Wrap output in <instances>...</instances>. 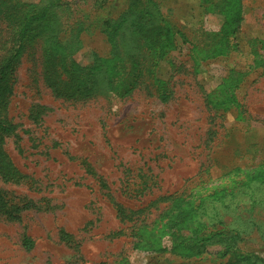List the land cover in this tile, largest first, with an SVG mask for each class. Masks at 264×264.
Segmentation results:
<instances>
[{"label":"rangeland","instance_id":"374dc122","mask_svg":"<svg viewBox=\"0 0 264 264\" xmlns=\"http://www.w3.org/2000/svg\"><path fill=\"white\" fill-rule=\"evenodd\" d=\"M67 1L69 25L79 16L96 27L104 18L93 0ZM157 1L180 31L155 72L166 81V101L152 79L121 100L56 98L38 74L39 45L22 56L7 108L16 129L5 148L27 178L0 186L36 206L18 221L0 218V264H225L217 237L187 259L133 248L131 234L157 235L185 210L183 200L161 198L183 190L184 198H203L200 221L209 215L216 228L243 232L242 249H264L257 233H264V0ZM121 3L113 0L111 11ZM97 27L81 32L82 45L70 55L81 67L108 52ZM34 104L41 106L36 118ZM117 203L143 209L123 221ZM197 218L183 232H206ZM24 235L33 242L28 249Z\"/></svg>","mask_w":264,"mask_h":264},{"label":"trees","instance_id":"16d2710c","mask_svg":"<svg viewBox=\"0 0 264 264\" xmlns=\"http://www.w3.org/2000/svg\"><path fill=\"white\" fill-rule=\"evenodd\" d=\"M112 1L93 0L92 3L95 8L105 10L104 18L97 20L100 23L96 27L106 36L108 52L103 56L94 54L92 65L81 67L70 55L82 45L81 32H88L91 28L95 30L96 27H92L91 20L85 24V17L79 16L73 17L74 23L69 25L67 20L72 18L69 17L72 10L67 0H0V32H5V36L0 38V182L3 184H17L27 178L12 161L5 143L16 129V124L8 117L7 109L13 92L15 71L22 56L34 46L40 47V80L56 98L73 102H86L98 97L121 100L152 79L156 84L157 96L162 101L168 99L166 81L155 78V72L180 31L157 0H120L122 6L116 12L111 11ZM210 2L215 6L220 4L219 0ZM223 33L225 37V31ZM62 34L65 37H61ZM210 55L211 52L207 54ZM32 107L36 111L34 114L31 111L30 116L36 118L41 106L34 104ZM86 167V171H89V166ZM99 182L107 188L102 179ZM183 192H174L161 198L183 200L185 210H179L175 218L163 222L157 235L151 232L131 234L133 248L141 251H167L187 259L203 254L205 243L217 237L213 241L222 245L218 257H225V264H264V249L261 252L242 249L238 239L243 232L235 228L229 230L227 225L225 229H218L208 222L209 215L200 221L199 211L204 206L203 198L197 194H193L194 198H184ZM196 199L199 201L197 204L194 203ZM231 204L225 200V207L232 208ZM34 206L32 200L14 195L0 186V218L18 221L24 210ZM141 209L143 207L127 208L117 203L116 213L121 220L127 221ZM169 209L168 204L161 212L167 213ZM195 216L198 218L194 221L202 224L206 232L200 235L196 229L183 232L191 227V220ZM145 226L147 224L142 223L138 228ZM119 233L114 232L113 236ZM257 233L260 238L264 237L263 232ZM60 237L66 242L72 241V235L65 231L60 232ZM22 244L28 249L33 242L29 236L24 235ZM120 264L129 262L123 260Z\"/></svg>","mask_w":264,"mask_h":264}]
</instances>
